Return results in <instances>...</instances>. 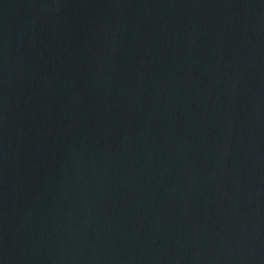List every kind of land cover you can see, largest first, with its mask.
<instances>
[{"label": "water", "instance_id": "obj_1", "mask_svg": "<svg viewBox=\"0 0 264 264\" xmlns=\"http://www.w3.org/2000/svg\"><path fill=\"white\" fill-rule=\"evenodd\" d=\"M0 264H264V0H0Z\"/></svg>", "mask_w": 264, "mask_h": 264}]
</instances>
